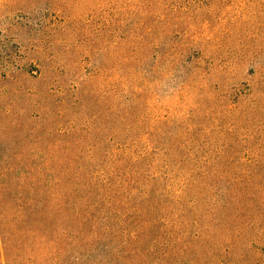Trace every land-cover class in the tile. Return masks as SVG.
<instances>
[{
    "label": "rangeland",
    "instance_id": "374dc122",
    "mask_svg": "<svg viewBox=\"0 0 264 264\" xmlns=\"http://www.w3.org/2000/svg\"><path fill=\"white\" fill-rule=\"evenodd\" d=\"M153 14L162 23L149 36ZM134 42L194 67L193 97L174 107L195 110L211 160L208 180L163 183L114 212L133 253L147 252L143 264H264V163L248 160L264 149V85L253 95L246 78L264 66V0H0V166L108 164L116 86L131 74L118 54ZM180 85L160 84L143 116L167 115Z\"/></svg>",
    "mask_w": 264,
    "mask_h": 264
},
{
    "label": "trees",
    "instance_id": "16d2710c",
    "mask_svg": "<svg viewBox=\"0 0 264 264\" xmlns=\"http://www.w3.org/2000/svg\"><path fill=\"white\" fill-rule=\"evenodd\" d=\"M159 18L152 15L147 35H155ZM159 48L153 42L144 56L134 42L129 52L118 54L131 74L126 72V82L116 86L115 148L108 164L0 166V264H132L133 255L143 264L149 255L133 253L132 237L117 225L114 212L133 196L164 192L163 183L208 180L211 154L207 142L200 145L196 137V112L190 108L179 115L174 107L193 97L194 67L181 54L166 56ZM157 58L165 68L156 65ZM143 60L153 65L141 70L147 65ZM143 73L154 82L148 83ZM253 73L246 78L255 82L249 92L256 95L264 85V66ZM209 76L202 72L198 85L204 97L209 96ZM174 77L181 85L168 97L174 104L169 113L144 117L146 97ZM252 104L259 108L257 98ZM211 112L202 111L203 117L210 118ZM262 150L248 160L264 163Z\"/></svg>",
    "mask_w": 264,
    "mask_h": 264
}]
</instances>
